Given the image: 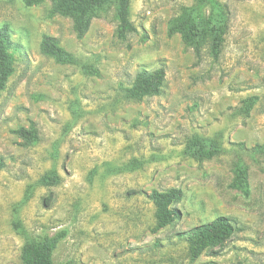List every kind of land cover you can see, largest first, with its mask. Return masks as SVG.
I'll use <instances>...</instances> for the list:
<instances>
[{
  "label": "rangeland",
  "instance_id": "374dc122",
  "mask_svg": "<svg viewBox=\"0 0 264 264\" xmlns=\"http://www.w3.org/2000/svg\"><path fill=\"white\" fill-rule=\"evenodd\" d=\"M218 2L229 19L214 60L208 45L197 59L168 34L196 0H132L137 32L126 40L116 34V4L78 39L72 19L50 15L51 1L0 0V28L9 25L21 46L0 95V264H21L24 245L46 235L61 239L55 264H264V0ZM44 35L80 65L44 56ZM159 68L160 96L126 100L140 70ZM31 126L33 146L16 134ZM194 138L220 153L198 161L186 152ZM51 171L60 184L45 186ZM174 188L183 191L173 205L181 217L157 229L149 196ZM220 216L236 233L191 261L178 235Z\"/></svg>",
  "mask_w": 264,
  "mask_h": 264
},
{
  "label": "trees",
  "instance_id": "16d2710c",
  "mask_svg": "<svg viewBox=\"0 0 264 264\" xmlns=\"http://www.w3.org/2000/svg\"><path fill=\"white\" fill-rule=\"evenodd\" d=\"M25 6L34 7L46 0H22ZM52 2L50 15H60L73 21V30L78 39H82L89 31L92 21L106 12L111 4H116V18L118 20L117 37L126 40L129 35L136 33V27L130 21V7L132 0H49ZM228 12L226 7L218 0H196L191 8H185L181 16L169 22L168 34H179L186 46L192 47L197 59H201L206 45L209 54L214 60L220 58L224 35L227 31ZM20 45H15L12 40V31L9 25L0 28V95L6 89L10 77L14 73V50H20ZM44 56L53 58L60 64L80 65L78 60L60 45L59 40L44 35L40 45ZM84 68V73H90ZM95 74L98 75V73ZM166 72L164 68L153 71L140 70L134 83L125 90V98L132 102H141L148 97H157L165 88ZM254 98L243 101L241 114H248ZM26 145L33 146L38 143V133L34 126L30 129L21 128L16 131ZM262 150L261 146L256 148ZM255 149V150H256ZM256 150V152H257ZM215 143L211 140L192 139L187 144L186 152L202 161L204 157H212L220 153ZM185 152V153H186ZM137 164H128L125 170L134 171ZM236 180L243 184L247 174L242 166L235 170ZM41 183L45 186L59 185L60 176L51 171L46 174ZM156 210L157 229L164 228L181 217L179 211L173 208L183 199V191L170 189L168 191L154 190L149 196ZM236 233L234 221L220 216L214 221L197 226L178 237L187 243L191 261L198 260L205 252L225 245ZM61 242L60 236L46 235L36 241H28L21 252V264H55L54 254ZM68 264V263H66ZM213 264V263H210Z\"/></svg>",
  "mask_w": 264,
  "mask_h": 264
}]
</instances>
